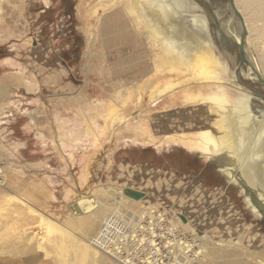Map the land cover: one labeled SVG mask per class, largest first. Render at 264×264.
<instances>
[{
  "label": "rangeland",
  "instance_id": "374dc122",
  "mask_svg": "<svg viewBox=\"0 0 264 264\" xmlns=\"http://www.w3.org/2000/svg\"><path fill=\"white\" fill-rule=\"evenodd\" d=\"M127 2L0 0V264H115L91 244L98 216L115 203L129 227L144 209L159 210L195 237L197 247L194 238L186 243L180 263L201 264L206 237L219 247L209 264H264V217L201 155L221 98L192 80L165 93L186 75L166 69L143 15ZM251 28L247 50L263 61L264 21ZM230 45L235 66L239 52ZM231 88L233 115L242 98ZM258 104L264 101L253 95ZM123 189L143 197L132 200ZM92 193L98 215L73 211Z\"/></svg>",
  "mask_w": 264,
  "mask_h": 264
},
{
  "label": "bare ground",
  "instance_id": "6f19581e",
  "mask_svg": "<svg viewBox=\"0 0 264 264\" xmlns=\"http://www.w3.org/2000/svg\"><path fill=\"white\" fill-rule=\"evenodd\" d=\"M130 1L131 3H127L132 5L131 9L138 12V15L144 16H141L142 24L149 32L151 38L148 40L152 43L155 53L157 52L159 57H164L169 62V68L166 69L186 75L184 80L170 83L165 93L173 89L177 90L178 87L192 80L208 88V93L213 94L212 90L218 99L221 98V105L214 99L215 106L212 110H216L214 116L217 118L210 122L211 128L203 133L204 143L201 146V155L203 157V154H207L205 157L211 158L213 165L221 174L223 173L222 175H225L228 182L234 181L236 186L244 191L247 200L254 209L256 208L255 211L257 210L264 217V168L262 173L258 168L262 163L264 167L262 157L264 153V105L258 104L257 107L252 105L253 95L264 101V91H262L264 90V50L261 52L263 61L256 59L255 55L249 54L250 51L247 50L248 44L250 45L251 40L255 39V36H250L252 24L257 19L264 21V0H199L205 13L209 17H214V20L211 19L215 26L208 17L207 22L201 13H197L200 10L192 5V0ZM240 7L243 10L245 8V12L242 13ZM218 35L224 36L225 39H221ZM230 43H233L239 52V61L235 62V66L232 65L234 62L232 59L231 62L229 61L231 55L228 51L233 48ZM245 52L252 62L246 59ZM167 54L170 58L166 57ZM243 64L245 66L241 68ZM203 68L210 70L198 77L189 76L191 72ZM243 78L249 83L244 82ZM231 87L242 93L241 95L236 91L241 96L242 103L239 102L233 107V115L228 113L232 106L231 91L233 89ZM257 87L262 89L261 92L257 90ZM193 89L198 90L197 87ZM181 90L186 91L187 89L183 87ZM208 144L212 146L210 154ZM206 150L207 152L204 153ZM2 175L0 173V176ZM123 192L132 200H139L143 197L134 198L128 189H123ZM77 202L72 205L76 213L82 210V212L89 211L88 213L93 216L99 214L95 212L99 201L93 193L88 199L83 198L82 206L77 205H80L81 201ZM120 205L121 203H115L110 213L104 212L98 216L100 225L91 239L92 246L109 254L115 264H123L126 260L131 264H160L161 260L167 259L165 256H152L154 238L158 236L155 232L156 227H141L139 222L129 227V224L124 223L129 219L128 214L117 211ZM126 212L128 213L127 209ZM159 222H166L170 231L177 232L169 220L162 217ZM145 228L149 229L150 237L147 242L151 245V251L149 255L143 251V256L139 255L136 260L131 261L127 256H130V248L134 247V243H130L129 238L135 233V229L142 231ZM160 235L162 238L165 237L164 234ZM192 238L196 240L192 244L197 247V239ZM200 240L203 243L201 251L204 256L201 264H209L205 261L206 256L216 257L215 253L219 247L211 245L206 237H201ZM164 243L168 244L167 248L177 255L182 254L187 247L186 244L172 241L169 237L164 238ZM86 246L88 247L87 243ZM193 250H195L194 247L192 253ZM93 254L98 255V252L93 250ZM121 257L123 260L118 262L117 259ZM178 260L177 258L168 264H184Z\"/></svg>",
  "mask_w": 264,
  "mask_h": 264
},
{
  "label": "built area",
  "instance_id": "2783aa9c",
  "mask_svg": "<svg viewBox=\"0 0 264 264\" xmlns=\"http://www.w3.org/2000/svg\"><path fill=\"white\" fill-rule=\"evenodd\" d=\"M157 216H162L164 219L169 220L167 213H161L159 210L158 211L157 210L147 211L146 209H144V212H140V216L137 222H139V225L141 227H146V228L156 227L155 232L158 233V236L154 238L155 245H153L152 256H157V257L165 256L167 259L161 260L160 264H168L171 261L177 260V258H180V257L177 254H174L173 252H171L169 248H167L168 244L164 243V238L169 237L172 239V241H177V243H183V244L189 243L190 244L192 242V236L190 238L186 237L183 234V231L181 230L182 228L177 223L169 220L174 225V229H177V232L175 230L170 231L167 223L166 222L160 223L157 219ZM116 219H120V218H116ZM146 228L142 229V231H137V229H135L134 231L135 233H133L132 237L129 238L130 243L131 242L134 243L133 244L134 247L132 249L130 248V256H127V258L129 260L131 259V261H133L131 257L133 253L138 254L137 256L139 255L143 256V251L147 255H149L151 251L150 250L151 245L150 243L147 242V239L150 237V235L147 233H144L146 231ZM160 234H164L165 237L162 238ZM144 237L146 238L144 239ZM138 238H139V241H138ZM173 250L175 251V249ZM192 254H193L192 251H189V252H186L185 256L187 258L188 257L191 258ZM187 255H190V256H187ZM137 256L134 257V260H136ZM122 260H123V257L117 259L118 262H121ZM123 264H131V263L130 261L127 262L126 260Z\"/></svg>",
  "mask_w": 264,
  "mask_h": 264
},
{
  "label": "water",
  "instance_id": "95a60500",
  "mask_svg": "<svg viewBox=\"0 0 264 264\" xmlns=\"http://www.w3.org/2000/svg\"><path fill=\"white\" fill-rule=\"evenodd\" d=\"M128 191H130V190H128ZM130 192H131V195L134 198H138L139 199L140 197L143 196V194L141 192L137 191V190H131Z\"/></svg>",
  "mask_w": 264,
  "mask_h": 264
}]
</instances>
